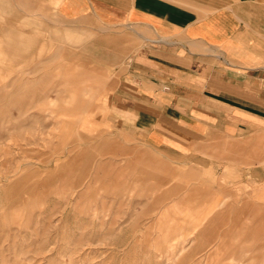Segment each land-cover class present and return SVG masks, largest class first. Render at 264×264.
I'll list each match as a JSON object with an SVG mask.
<instances>
[{"label":"rangeland","instance_id":"374dc122","mask_svg":"<svg viewBox=\"0 0 264 264\" xmlns=\"http://www.w3.org/2000/svg\"><path fill=\"white\" fill-rule=\"evenodd\" d=\"M37 1L0 0V264H264L255 178L221 174L214 190L212 173L174 165L167 197L141 189L157 203L134 220L116 140L78 134L88 110L71 107L91 88L85 62L103 65L100 36L61 23L60 0Z\"/></svg>","mask_w":264,"mask_h":264},{"label":"crops","instance_id":"0c3cea01","mask_svg":"<svg viewBox=\"0 0 264 264\" xmlns=\"http://www.w3.org/2000/svg\"><path fill=\"white\" fill-rule=\"evenodd\" d=\"M52 8L67 28L100 36L103 65L85 62L80 75L93 86L71 107L88 110L78 134L102 146L116 140L118 188L131 185L139 198L134 220L141 204L157 203L141 201V189L167 197L174 165L190 178L212 173L214 183L204 182L214 190L221 174L231 184L237 174L264 182V0H60Z\"/></svg>","mask_w":264,"mask_h":264}]
</instances>
